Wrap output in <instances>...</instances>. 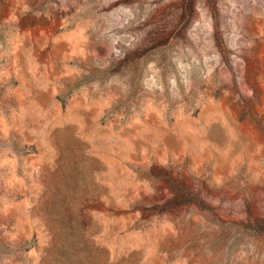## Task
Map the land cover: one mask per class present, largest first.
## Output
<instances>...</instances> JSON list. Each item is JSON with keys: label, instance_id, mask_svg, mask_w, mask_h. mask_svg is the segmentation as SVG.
<instances>
[{"label": "rangeland", "instance_id": "1", "mask_svg": "<svg viewBox=\"0 0 264 264\" xmlns=\"http://www.w3.org/2000/svg\"><path fill=\"white\" fill-rule=\"evenodd\" d=\"M0 264H264V0H0Z\"/></svg>", "mask_w": 264, "mask_h": 264}]
</instances>
